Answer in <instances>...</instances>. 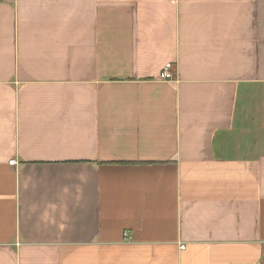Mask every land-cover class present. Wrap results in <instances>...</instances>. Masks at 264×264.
<instances>
[{"label": "crops", "instance_id": "0c3cea01", "mask_svg": "<svg viewBox=\"0 0 264 264\" xmlns=\"http://www.w3.org/2000/svg\"><path fill=\"white\" fill-rule=\"evenodd\" d=\"M0 264H264V0H0Z\"/></svg>", "mask_w": 264, "mask_h": 264}, {"label": "built area", "instance_id": "2783aa9c", "mask_svg": "<svg viewBox=\"0 0 264 264\" xmlns=\"http://www.w3.org/2000/svg\"><path fill=\"white\" fill-rule=\"evenodd\" d=\"M160 78L162 79V80H173V75H172V73H171V71H170V65L169 64H167L164 68H163V71H162V74H161V76H160ZM16 164V162L14 161V160H11L10 162H9V165H15ZM181 248H183V247H181Z\"/></svg>", "mask_w": 264, "mask_h": 264}]
</instances>
